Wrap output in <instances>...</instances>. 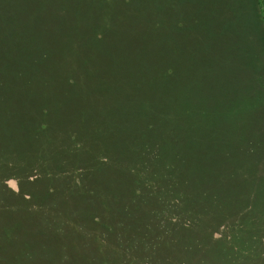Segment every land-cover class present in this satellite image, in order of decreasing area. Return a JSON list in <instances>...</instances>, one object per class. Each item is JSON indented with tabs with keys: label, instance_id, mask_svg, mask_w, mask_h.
Returning a JSON list of instances; mask_svg holds the SVG:
<instances>
[{
	"label": "rangeland",
	"instance_id": "obj_1",
	"mask_svg": "<svg viewBox=\"0 0 264 264\" xmlns=\"http://www.w3.org/2000/svg\"><path fill=\"white\" fill-rule=\"evenodd\" d=\"M112 255L264 264V0H0V264Z\"/></svg>",
	"mask_w": 264,
	"mask_h": 264
},
{
	"label": "trees",
	"instance_id": "obj_2",
	"mask_svg": "<svg viewBox=\"0 0 264 264\" xmlns=\"http://www.w3.org/2000/svg\"><path fill=\"white\" fill-rule=\"evenodd\" d=\"M145 184V183H144ZM140 194V193H139ZM114 217V216H113ZM118 220L120 219V218H117ZM107 221H109V220H107ZM121 223H122V220H119ZM123 233V232H122ZM115 235V237H116V239H117V235L116 234H114ZM112 237H114V236H112ZM114 237V238H115ZM126 238V237H125ZM118 241H122V240H118ZM121 259H117V258H114V256L112 255V258L111 257H109V258H107V261H108V263H110L111 261L113 262H115L116 264H122V257H120ZM113 264V263H112Z\"/></svg>",
	"mask_w": 264,
	"mask_h": 264
},
{
	"label": "bare ground",
	"instance_id": "obj_3",
	"mask_svg": "<svg viewBox=\"0 0 264 264\" xmlns=\"http://www.w3.org/2000/svg\"><path fill=\"white\" fill-rule=\"evenodd\" d=\"M247 63V62H246Z\"/></svg>",
	"mask_w": 264,
	"mask_h": 264
}]
</instances>
